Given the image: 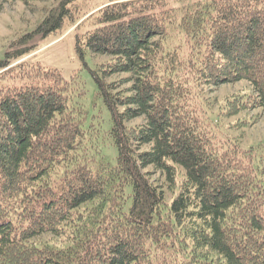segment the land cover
Listing matches in <instances>:
<instances>
[{
    "label": "trees",
    "instance_id": "16d2710c",
    "mask_svg": "<svg viewBox=\"0 0 264 264\" xmlns=\"http://www.w3.org/2000/svg\"><path fill=\"white\" fill-rule=\"evenodd\" d=\"M75 2L0 58V264H264V154L218 134V118L264 106V0H111L91 13L74 50L84 66L85 52L110 57L88 69L107 129L76 70L25 56ZM237 81L252 92L213 119L203 87Z\"/></svg>",
    "mask_w": 264,
    "mask_h": 264
},
{
    "label": "rangeland",
    "instance_id": "374dc122",
    "mask_svg": "<svg viewBox=\"0 0 264 264\" xmlns=\"http://www.w3.org/2000/svg\"><path fill=\"white\" fill-rule=\"evenodd\" d=\"M58 1L28 0V3H25L23 0H0V58L4 57L6 50H15L17 47L15 49H8L9 44L23 34L32 31ZM109 1L111 0H76L77 12L75 10L73 19L65 20L60 29L43 39L35 37L29 43L33 44L35 48L25 55L27 57L34 56L45 67H53L61 70L67 79L76 70L74 84H76V88H83L86 91L82 99V104L90 113H99L100 111L98 120H102L105 129L109 127L108 114L100 105L99 98L96 96V87L88 69H93L94 65L104 63L110 57L85 52L83 56L85 66L81 65V61L74 50V35L78 31L85 29V25L81 26L80 24L85 18L105 6ZM126 77L127 75L123 73L113 74L107 77L106 81L117 83L120 79ZM130 85L131 81L123 82L119 84L118 88L122 90L129 88ZM250 91L251 88L245 81L223 83L210 87L204 86L203 96L210 104L207 111H209L211 117L214 119L225 97L236 93L247 94ZM94 104L96 105L93 106ZM142 120L143 118L139 117L131 120L127 124L134 125L141 123ZM242 121L248 122L243 125L229 127L232 123L239 124ZM218 123V134L221 137H224V135L238 136L239 143L242 147L253 148L252 152L254 156L258 158L264 154V106L241 111L227 118L220 117L218 118ZM99 140L105 141L101 143L103 145L101 148L104 152L108 140L101 137ZM147 170L152 172L150 176L152 180L158 179L159 182L161 181L158 172L152 171L153 169L151 167H148Z\"/></svg>",
    "mask_w": 264,
    "mask_h": 264
}]
</instances>
